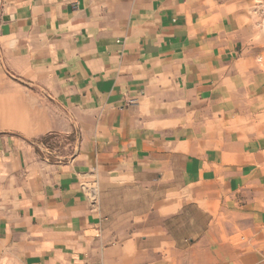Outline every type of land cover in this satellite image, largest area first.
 <instances>
[{"label":"crops","instance_id":"crops-1","mask_svg":"<svg viewBox=\"0 0 264 264\" xmlns=\"http://www.w3.org/2000/svg\"><path fill=\"white\" fill-rule=\"evenodd\" d=\"M255 1L0 0V264H264Z\"/></svg>","mask_w":264,"mask_h":264},{"label":"rangeland","instance_id":"rangeland-1","mask_svg":"<svg viewBox=\"0 0 264 264\" xmlns=\"http://www.w3.org/2000/svg\"><path fill=\"white\" fill-rule=\"evenodd\" d=\"M253 5L254 6L251 8L252 10H251L250 15L252 14V16H255L258 19L257 20L258 22L256 24L257 29L263 30V32H264V0H256L253 3ZM48 142H49V140H48ZM49 146L52 148H58L59 144L50 143Z\"/></svg>","mask_w":264,"mask_h":264},{"label":"built area","instance_id":"built-area-1","mask_svg":"<svg viewBox=\"0 0 264 264\" xmlns=\"http://www.w3.org/2000/svg\"><path fill=\"white\" fill-rule=\"evenodd\" d=\"M88 194H89V197H91V198H93L94 195H95V193L93 192V190H90Z\"/></svg>","mask_w":264,"mask_h":264}]
</instances>
